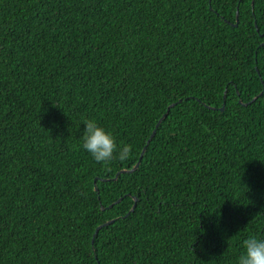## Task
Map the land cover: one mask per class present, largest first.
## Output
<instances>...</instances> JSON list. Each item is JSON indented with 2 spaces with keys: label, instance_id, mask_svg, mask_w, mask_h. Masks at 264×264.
<instances>
[{
  "label": "trees",
  "instance_id": "16d2710c",
  "mask_svg": "<svg viewBox=\"0 0 264 264\" xmlns=\"http://www.w3.org/2000/svg\"><path fill=\"white\" fill-rule=\"evenodd\" d=\"M85 119L130 158L97 163ZM249 236L264 0H0V264H237Z\"/></svg>",
  "mask_w": 264,
  "mask_h": 264
},
{
  "label": "clouds",
  "instance_id": "9594fccd",
  "mask_svg": "<svg viewBox=\"0 0 264 264\" xmlns=\"http://www.w3.org/2000/svg\"><path fill=\"white\" fill-rule=\"evenodd\" d=\"M82 139V148L91 154L92 158L108 167L113 160L123 162L130 158L131 145L118 146L115 138L94 119H85ZM244 251L238 256L237 264H264V238L249 236L243 240Z\"/></svg>",
  "mask_w": 264,
  "mask_h": 264
},
{
  "label": "water",
  "instance_id": "95a60500",
  "mask_svg": "<svg viewBox=\"0 0 264 264\" xmlns=\"http://www.w3.org/2000/svg\"><path fill=\"white\" fill-rule=\"evenodd\" d=\"M210 1V0H209ZM210 8H211V6H210ZM237 15H238V11H236V22L233 24L234 26H236L237 25V21H238V18H237ZM262 93V91L261 92H259V95ZM223 97H225V91H224V94H223ZM255 99V97L252 99V100H254ZM173 105V103L172 104H170L168 107H167V111L158 119V121H157V123L155 124V127L158 125V123L162 120V118L166 115V113L168 112V110H169V108L171 107ZM223 108H224V105H222L219 109L220 110H223ZM154 133H155V129H153L152 130V132L150 133V135H149V137H148V139H147V143L150 141V139L153 137V135H154ZM145 147H146V145L145 146H143V148H142V150H141V152H140V154H139V157H138V160L136 161V163L133 165V167L131 168V169H121V170H119V171H117L116 172V174L114 175V177H113V179H115L116 177H117V175L120 173V172H125V171H132V170H134L138 165H139V162H140V160H141V158H142V155H143V152H144V150H145ZM95 190H97V188L95 187ZM121 198H118L117 200H116V202H118L119 200H120ZM137 197L136 196H133V200H134V202H133V204H132V207H131V209H130V211H132L134 208H135V206H136V202H137ZM102 209H104L103 207H102ZM129 211V212H130ZM128 212V213H129ZM127 213V214H128ZM112 220H109V221H106V222H104V223H102V224H100V225H98L96 228H95V231H94V233H93V235H92V241H93V239H94V237H95V235H96V233H97V231L102 227V226H105V225H107L108 223H110Z\"/></svg>",
  "mask_w": 264,
  "mask_h": 264
}]
</instances>
